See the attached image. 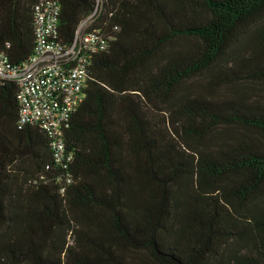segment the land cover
Instances as JSON below:
<instances>
[{
    "label": "trees",
    "instance_id": "1",
    "mask_svg": "<svg viewBox=\"0 0 264 264\" xmlns=\"http://www.w3.org/2000/svg\"><path fill=\"white\" fill-rule=\"evenodd\" d=\"M38 1L0 0L15 64ZM57 1L69 45L98 0ZM92 27L113 39L67 167L0 79V264H264V87L248 85L264 83V0H103Z\"/></svg>",
    "mask_w": 264,
    "mask_h": 264
},
{
    "label": "built area",
    "instance_id": "2",
    "mask_svg": "<svg viewBox=\"0 0 264 264\" xmlns=\"http://www.w3.org/2000/svg\"><path fill=\"white\" fill-rule=\"evenodd\" d=\"M102 9L103 0H98L93 13L79 24L72 43L66 45L59 38V2L39 0L34 6V53L15 64L6 52H0V79L18 86L19 124L39 123L50 135L56 163L63 167L72 157L66 150L64 130L84 98L88 67L113 39L112 31L92 27Z\"/></svg>",
    "mask_w": 264,
    "mask_h": 264
},
{
    "label": "rangeland",
    "instance_id": "3",
    "mask_svg": "<svg viewBox=\"0 0 264 264\" xmlns=\"http://www.w3.org/2000/svg\"><path fill=\"white\" fill-rule=\"evenodd\" d=\"M249 85V88H253L254 86L255 87H264V83H254V84H248ZM70 239H72V237H70Z\"/></svg>",
    "mask_w": 264,
    "mask_h": 264
}]
</instances>
